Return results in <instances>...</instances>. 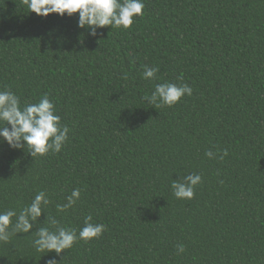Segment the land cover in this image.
<instances>
[{
  "label": "trees",
  "instance_id": "trees-1",
  "mask_svg": "<svg viewBox=\"0 0 264 264\" xmlns=\"http://www.w3.org/2000/svg\"><path fill=\"white\" fill-rule=\"evenodd\" d=\"M143 2L130 28L93 36L78 13L0 0V90L22 106L48 94L70 129L45 156L0 142V212L43 190L50 203L32 231L52 218L79 231L88 215L106 225L59 255L19 233L0 242V264H264V0ZM146 65L157 79L143 78ZM164 82L192 95L146 103ZM195 173L194 198L177 199L172 181ZM76 188V205L59 212Z\"/></svg>",
  "mask_w": 264,
  "mask_h": 264
},
{
  "label": "clouds",
  "instance_id": "clouds-1",
  "mask_svg": "<svg viewBox=\"0 0 264 264\" xmlns=\"http://www.w3.org/2000/svg\"><path fill=\"white\" fill-rule=\"evenodd\" d=\"M29 9L39 16L47 17L50 14H65L72 16L78 13V27L87 28L91 35L97 34V29L110 27L111 30L130 28L134 18L143 16L145 4L143 0H23ZM159 66H145L143 78L145 80L157 79ZM183 81V76L178 77ZM192 87L188 83H157L154 91L143 98L146 103L156 108L162 106L172 107L185 95H192ZM0 142H6L14 149H29L32 157L45 156L49 152L59 153L68 141L70 129L61 123V117L56 113V106L44 94L38 102L21 105V98L13 91L5 87L0 90ZM10 126V127H9ZM205 155L212 159L214 153L206 151ZM228 155L224 149L219 158L222 160ZM202 182V176L198 173L188 174L173 180L171 188L177 199L191 200L195 195V187ZM81 190L73 189L66 197V203L57 205L59 212L73 208L80 199ZM50 203L48 194L41 190L34 196L29 205L22 207L19 212L15 209H7L0 212V242L7 243L12 236L19 233H32L33 247L38 252H55L59 255L67 249H71L77 241L99 238L106 230V225L93 223L92 216L84 218V226L77 231L72 227L63 226L55 218L50 220L52 229L38 227L32 231L38 218L46 213ZM15 218V223H13ZM47 218V217H46ZM185 251L184 245L177 246V253ZM48 264H57L55 259Z\"/></svg>",
  "mask_w": 264,
  "mask_h": 264
}]
</instances>
